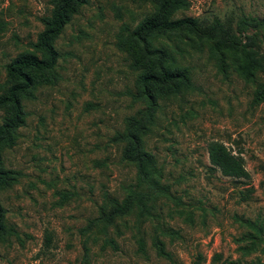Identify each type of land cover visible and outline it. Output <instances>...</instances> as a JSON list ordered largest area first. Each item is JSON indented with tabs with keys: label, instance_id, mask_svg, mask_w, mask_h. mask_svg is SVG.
<instances>
[{
	"label": "rangeland",
	"instance_id": "rangeland-1",
	"mask_svg": "<svg viewBox=\"0 0 264 264\" xmlns=\"http://www.w3.org/2000/svg\"><path fill=\"white\" fill-rule=\"evenodd\" d=\"M52 0H0V93L5 65L44 29ZM154 0H86L56 40L55 83L23 99L24 125L2 151L16 181L0 189L7 232L0 264H264V71L241 72L238 52L172 35L191 84L158 96L144 147L162 171V191L110 222L113 200L143 189L118 139L144 104L133 96L141 69L119 45L122 28L154 11ZM216 17L264 54V0H191L174 18ZM251 20L245 25L242 20ZM241 23V24H240ZM6 115L0 106V124ZM240 154L248 175H224L209 159L211 141ZM158 236L170 257L158 254ZM145 251L139 249V241Z\"/></svg>",
	"mask_w": 264,
	"mask_h": 264
},
{
	"label": "trees",
	"instance_id": "trees-1",
	"mask_svg": "<svg viewBox=\"0 0 264 264\" xmlns=\"http://www.w3.org/2000/svg\"><path fill=\"white\" fill-rule=\"evenodd\" d=\"M85 1L52 0V10L42 18L44 29L32 43V49L20 52L5 65L6 78L4 89L0 93V106L6 110L0 124V189L11 186L17 179V172L4 166L2 151L15 144L18 130L25 123L23 99L32 97L37 86L57 81L55 69L60 53L55 42ZM154 1V11L144 16L134 27H123L119 34V45L132 53V66L142 70L136 79L133 96L144 107L126 119L125 128L118 133L117 138L126 142L123 158L137 165L138 181L143 189H130L121 204L113 200L110 211L104 215L108 222L117 215L128 213L135 202L146 212V199L164 188L160 182L161 168L154 155L145 149L142 134L154 119L158 96L190 85L191 75L187 67L178 63L182 46L179 43L160 44V37L186 35L198 40H211L214 52L219 55L225 51L240 54L241 72L245 78H252L258 70L264 71V54L251 48L249 41L243 42L235 34L231 23L218 17L212 20L194 16L174 18L179 11L191 7V0ZM241 23L253 25L247 19ZM255 95L258 101H264V81L259 84ZM208 153L210 162L224 175L235 178L248 175L243 157L234 153L226 144L211 141ZM5 213V208L0 203V240L7 232ZM154 243L160 256L170 257L164 242L158 236ZM139 249L145 251L142 240L139 241Z\"/></svg>",
	"mask_w": 264,
	"mask_h": 264
}]
</instances>
